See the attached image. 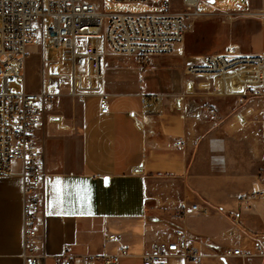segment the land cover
Segmentation results:
<instances>
[{
	"label": "crops",
	"instance_id": "1",
	"mask_svg": "<svg viewBox=\"0 0 264 264\" xmlns=\"http://www.w3.org/2000/svg\"><path fill=\"white\" fill-rule=\"evenodd\" d=\"M169 1V11L184 10L183 0ZM161 4L149 0L141 13L160 12ZM262 6L263 0H243L236 10L222 11L249 17L250 45L257 47L264 46V30L253 12ZM211 13H200L204 21L195 28L206 29ZM192 37L186 34L174 53L146 65L107 50L108 113L100 112L98 96L83 101L63 96L46 112L38 132L45 264H56L66 249L80 264L81 256L103 252L110 232L123 233L128 245L130 256L119 264H143L142 254L153 242L172 239L181 228L204 254L201 264H239L238 258L226 263L218 257L226 248L254 251V232L264 229V95H216L206 76H189L187 66L210 53ZM44 51L45 42L29 47V53L39 54L42 73ZM30 72L26 61L25 89L41 91L44 77L41 85L32 83ZM208 107L216 109L214 116ZM179 139L183 148L174 145ZM12 171L0 177V264H25L19 160ZM192 204L210 213L175 216ZM198 219L202 225L194 223ZM170 264L194 263L176 256ZM250 264L262 262L251 258Z\"/></svg>",
	"mask_w": 264,
	"mask_h": 264
},
{
	"label": "built area",
	"instance_id": "2",
	"mask_svg": "<svg viewBox=\"0 0 264 264\" xmlns=\"http://www.w3.org/2000/svg\"><path fill=\"white\" fill-rule=\"evenodd\" d=\"M114 3L146 5L149 0H111ZM204 0H183L182 12L169 11L171 2L162 0L161 11L152 13L106 12L100 0H0V177L13 174L12 164L21 162L23 178V257L25 264H45L47 254L39 236L42 209V186L45 176L44 155L38 132L47 111L54 109L60 97L85 100L98 96L102 114L110 110L105 90L107 50L134 56L139 65L152 62L158 55H169L182 44L200 15ZM253 15L260 18L264 30L263 6ZM52 20L47 33L49 47L58 50L56 60L45 61L44 85L39 92L25 89V64L30 46H43L44 23ZM189 76H211V89L216 95H264V52H219L189 64ZM46 75V78H45ZM17 83L22 84L19 90ZM214 116L216 109L208 107ZM174 145L184 147L183 140ZM217 161V160H216ZM208 215L210 209L199 204L181 208L175 213ZM254 251L242 247L226 248L218 257L229 262L250 264L259 258L264 264V229L254 232ZM117 246L115 253L108 247ZM130 256L121 232H110L100 254L83 255L80 264H119ZM180 256L185 261L201 264L204 254L186 229H177L172 239L157 240L142 254L143 264H170ZM68 249L56 258V264H78Z\"/></svg>",
	"mask_w": 264,
	"mask_h": 264
},
{
	"label": "rangeland",
	"instance_id": "3",
	"mask_svg": "<svg viewBox=\"0 0 264 264\" xmlns=\"http://www.w3.org/2000/svg\"><path fill=\"white\" fill-rule=\"evenodd\" d=\"M100 3L106 12L141 13L148 9V4L136 5L128 3H114L111 0H100ZM241 3H243V0H214V3L209 5L208 0H205L199 6L200 13L212 11V13L209 14L208 17H206V19L209 20L210 23L209 25H207L206 29H199V27L195 28L198 22L204 21L203 16H198V18L194 22L193 28L190 29L188 33L193 35L192 40L195 39L202 50L210 52L205 54L204 57L212 53L226 51L235 53L264 52V46L257 47L255 46V44L250 45L252 41L250 39L251 35L250 33H248L247 27L252 21H250L249 17L222 12L236 10L238 8V5ZM51 25L52 20L50 18H46L44 23L46 36L44 60L46 61L56 60L58 57V50L49 47L47 42V33ZM259 38L263 40V37ZM27 61L29 70L31 71L30 81L32 83L41 85L44 76L42 70L38 68L41 61L39 54L35 52L29 53ZM206 78H208L211 83L212 77L206 76ZM16 86L19 90L22 89L21 83H17ZM200 216H203L202 218L205 217L201 214ZM194 223L196 225H202L200 219L194 221Z\"/></svg>",
	"mask_w": 264,
	"mask_h": 264
},
{
	"label": "water",
	"instance_id": "4",
	"mask_svg": "<svg viewBox=\"0 0 264 264\" xmlns=\"http://www.w3.org/2000/svg\"><path fill=\"white\" fill-rule=\"evenodd\" d=\"M214 1V0H213Z\"/></svg>",
	"mask_w": 264,
	"mask_h": 264
}]
</instances>
